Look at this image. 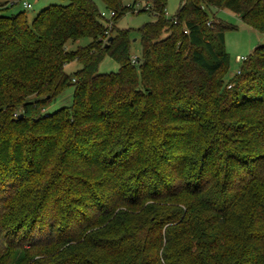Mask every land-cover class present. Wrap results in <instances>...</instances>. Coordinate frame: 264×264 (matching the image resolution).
<instances>
[{
  "label": "trees",
  "instance_id": "1",
  "mask_svg": "<svg viewBox=\"0 0 264 264\" xmlns=\"http://www.w3.org/2000/svg\"><path fill=\"white\" fill-rule=\"evenodd\" d=\"M99 1L0 6V264H264V46L228 78L214 16L264 34V0H154L135 63Z\"/></svg>",
  "mask_w": 264,
  "mask_h": 264
},
{
  "label": "rangeland",
  "instance_id": "2",
  "mask_svg": "<svg viewBox=\"0 0 264 264\" xmlns=\"http://www.w3.org/2000/svg\"><path fill=\"white\" fill-rule=\"evenodd\" d=\"M99 9L102 14V22L107 24L110 22V12L105 10L99 0H91ZM154 0H122L123 6H131L136 2L134 10L121 16L116 22V28L119 30H129L131 47L130 55L132 57L140 58L141 49L138 43L137 30L144 24L152 22L154 19L147 13H141V10L145 5L151 6ZM20 3H26L31 6L30 9L24 10L19 5ZM180 0H166L165 5V17L167 19L172 18L178 10ZM6 5L7 10L2 12L3 15L10 16L16 13L24 12L27 22L30 23L36 15L44 8L51 5L64 6L67 4V0H0V6ZM11 4H14L11 6ZM214 16L217 20L222 21L233 30L225 32L224 36V48L229 58V72L228 78L237 72L241 67V61L238 59H244L252 55L254 49L258 46H264V34L259 33L257 29L250 27L243 23L235 14L223 9L214 12ZM89 39H81L75 43L67 45L68 50H75L77 47H84L89 43ZM81 69V65L77 62H71L64 66V73L66 75H72L76 71ZM118 65L106 57L98 66V74L116 73ZM137 70V67H136ZM72 88H67L63 93L53 101L44 112L47 114L53 113L61 108L68 107L72 100Z\"/></svg>",
  "mask_w": 264,
  "mask_h": 264
},
{
  "label": "built area",
  "instance_id": "3",
  "mask_svg": "<svg viewBox=\"0 0 264 264\" xmlns=\"http://www.w3.org/2000/svg\"><path fill=\"white\" fill-rule=\"evenodd\" d=\"M12 5H14V4H11V6ZM21 7H22V9H24V10H28V9H30L31 8V6L29 5V4H26V3H20L19 4ZM113 14L112 13H110V16H112ZM101 16H102V14H101ZM132 59V62L133 63H135V61H136V57H132L131 58ZM244 59H238L237 61H243ZM238 73V72H237ZM229 88V87H228Z\"/></svg>",
  "mask_w": 264,
  "mask_h": 264
},
{
  "label": "water",
  "instance_id": "4",
  "mask_svg": "<svg viewBox=\"0 0 264 264\" xmlns=\"http://www.w3.org/2000/svg\"><path fill=\"white\" fill-rule=\"evenodd\" d=\"M110 40H111V38H108L107 43L110 42ZM107 43H106V45H107ZM19 117H20V116H19Z\"/></svg>",
  "mask_w": 264,
  "mask_h": 264
}]
</instances>
